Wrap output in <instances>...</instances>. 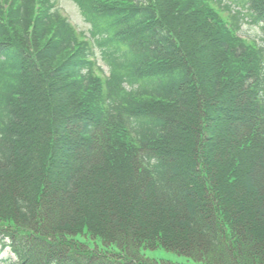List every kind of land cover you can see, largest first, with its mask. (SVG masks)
<instances>
[{
    "label": "trees",
    "instance_id": "16d2710c",
    "mask_svg": "<svg viewBox=\"0 0 264 264\" xmlns=\"http://www.w3.org/2000/svg\"><path fill=\"white\" fill-rule=\"evenodd\" d=\"M72 1L108 75L55 1L0 0L7 264H264V0Z\"/></svg>",
    "mask_w": 264,
    "mask_h": 264
},
{
    "label": "rangeland",
    "instance_id": "374dc122",
    "mask_svg": "<svg viewBox=\"0 0 264 264\" xmlns=\"http://www.w3.org/2000/svg\"><path fill=\"white\" fill-rule=\"evenodd\" d=\"M55 1L58 8L61 10V13L63 16L69 19L71 24L73 25L74 29L76 32L80 35V40L82 42H87L90 41L91 44H94L96 56L98 58V64L103 69L105 75H108V67L106 64L102 61V53H103V48L99 47L97 45L98 41L97 39L101 40L99 37L93 38L91 34V25L89 22L86 20L84 15L81 12V9L79 6L72 0H52ZM224 4H231V0H220ZM237 1L240 6L242 7L243 0H234ZM233 3V2H232ZM208 4L213 7L215 10H217L220 15L227 20L229 23L232 22L231 17L227 8L223 6L222 8L219 7L216 3L214 4L213 2L209 1ZM233 6V5H232ZM236 9V7H234ZM239 25L240 27V37H242L244 40H246L248 43H253L254 40L258 39L260 37V29L257 27L251 26L248 22L242 21V19H239ZM233 24H236V21H233ZM94 40V41H93ZM98 75L100 74L97 71ZM146 257H149L151 259H155L157 261H165V264H194L191 261H188L187 259L183 257H179L175 254H169L161 250L157 251H148L145 254ZM13 254L11 253L10 249L6 248L3 249L2 245L0 244V264H7V260L12 259ZM170 262V263H168Z\"/></svg>",
    "mask_w": 264,
    "mask_h": 264
}]
</instances>
